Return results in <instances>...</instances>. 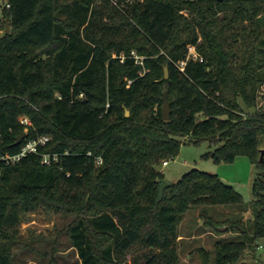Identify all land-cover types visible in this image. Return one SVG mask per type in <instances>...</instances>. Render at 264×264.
Here are the masks:
<instances>
[{
    "label": "trees",
    "instance_id": "obj_1",
    "mask_svg": "<svg viewBox=\"0 0 264 264\" xmlns=\"http://www.w3.org/2000/svg\"><path fill=\"white\" fill-rule=\"evenodd\" d=\"M5 3L0 156L19 152L29 138L49 140L16 163L0 160V264H15V249L27 245L20 223L38 210L73 216L63 232L81 264H180L179 224L191 207L204 205L229 207L224 218L205 209L200 216L219 233L235 235L218 238L212 258L199 247V264H234L259 245L264 0ZM166 99L169 119L162 113ZM203 141L212 146L203 156L215 162L251 158L253 202L217 172L195 167L157 201L163 161L184 143Z\"/></svg>",
    "mask_w": 264,
    "mask_h": 264
},
{
    "label": "rangeland",
    "instance_id": "obj_2",
    "mask_svg": "<svg viewBox=\"0 0 264 264\" xmlns=\"http://www.w3.org/2000/svg\"><path fill=\"white\" fill-rule=\"evenodd\" d=\"M6 0H0V4ZM2 5H0V17H2ZM263 30L262 41L259 46L258 59L261 66L260 74L264 75V18L260 21ZM4 19L0 21V33L4 29ZM195 48L192 47V51ZM264 89V83L262 85ZM262 101L256 107H260ZM252 109V108H251ZM212 146L208 141H203L197 145L194 143H184L180 152L173 158H169L167 164H161L160 169L164 173V177L170 182L180 178L186 171L191 168H199L201 170L217 172L222 179L232 184L248 202L255 199L252 193V186L255 180L257 170L255 163L247 154H238L232 161L215 162L211 157H204L203 154L210 150ZM198 207H191L183 216L180 223L181 229L186 228V221L191 222L197 217V213L202 209L215 216L216 218H224L230 208L221 205H204L201 210ZM251 212H245L244 216L247 221ZM72 215L68 214H51L45 210L33 211L20 223V233L23 235L27 245L17 247L15 249V264H81L76 248L72 246L69 238L63 232V226L72 219ZM184 221V222H183ZM251 223V221H249ZM184 225V226H183ZM207 225V224H206ZM201 226L200 229H202ZM192 228V226H191ZM212 233H208L205 244L212 251L211 258L214 256L215 238L227 236L228 239L234 238V233H219L213 227L207 225ZM213 237V238H212ZM255 248L248 249L245 255L234 264H264V235L258 239ZM193 244L202 245L201 238L194 239ZM192 244V245H193ZM53 250L54 261H52L51 251ZM185 249L180 255V264H195L202 260L201 254L194 253L192 257H185Z\"/></svg>",
    "mask_w": 264,
    "mask_h": 264
},
{
    "label": "crops",
    "instance_id": "obj_3",
    "mask_svg": "<svg viewBox=\"0 0 264 264\" xmlns=\"http://www.w3.org/2000/svg\"><path fill=\"white\" fill-rule=\"evenodd\" d=\"M1 18L2 17H0V21H1ZM197 207L199 208L198 210H201L200 208H202L201 206H197ZM196 215H197V217L192 222L190 220L186 221V225H185L186 228L181 229V226H182L181 224H183V223L179 224V229H178L179 234H178V239H177L178 243H179V246H178L179 255H182L181 252L183 249H185L184 250L185 251V257L186 256L192 257V256H194L193 254L195 252L200 254V252L198 250L199 247L203 246L205 248H208L205 244L206 243L205 240L207 239V236H208L207 234L212 233V231L209 228H207L206 222L200 216V211ZM191 226H192V228H191ZM201 226H203L202 229H200ZM225 233L226 232L221 233V235L225 234ZM196 238H201L202 245L193 244L194 239H196ZM218 238H220V237H218ZM218 238L214 239L213 245H215V242ZM195 264H198V263H195Z\"/></svg>",
    "mask_w": 264,
    "mask_h": 264
},
{
    "label": "built area",
    "instance_id": "obj_4",
    "mask_svg": "<svg viewBox=\"0 0 264 264\" xmlns=\"http://www.w3.org/2000/svg\"><path fill=\"white\" fill-rule=\"evenodd\" d=\"M5 4L7 6H9V3H5ZM0 5H2V4H0ZM192 47L195 48L194 51H192ZM189 48H190V54L191 55H193L194 57H198L199 56V53L196 51V47L194 45H190ZM132 52L136 55L137 61L138 62H142V56L136 54L135 50H133ZM20 119H21L22 122H24L26 124H31V121H30V119L27 116H22ZM2 137H3V133H2V131L0 129V142L2 141ZM48 140H49V135H46V134L40 135V136H38L36 138H29L23 143V145H22V147H21L19 152L14 153V154H10V153L2 154L0 156V160L5 161L6 163H16L18 160L21 159V157L26 155L28 152H32V151L36 152L38 150L39 144H44ZM43 161L44 162H49L50 161L48 153H44L43 154ZM97 161L98 162H102V157L99 156L97 158ZM167 163H168V159L163 161V164H167ZM258 246H260V245H258Z\"/></svg>",
    "mask_w": 264,
    "mask_h": 264
},
{
    "label": "water",
    "instance_id": "obj_5",
    "mask_svg": "<svg viewBox=\"0 0 264 264\" xmlns=\"http://www.w3.org/2000/svg\"><path fill=\"white\" fill-rule=\"evenodd\" d=\"M10 29V24H9V19L6 18V28L5 30L8 31ZM165 76H168V67H165ZM170 103L169 101L166 99L163 106H162V113H163V117L165 119H169L170 118ZM127 114H129V110H127ZM26 136V131L21 132L18 136H17V142H21L22 139ZM264 155V147L261 149V156L260 158L262 159ZM170 181L168 179H166L165 177H162L159 179V188H158V196H157V201H160L163 198L164 195V191L165 188L167 186L170 185ZM221 229L225 228V226H221Z\"/></svg>",
    "mask_w": 264,
    "mask_h": 264
}]
</instances>
